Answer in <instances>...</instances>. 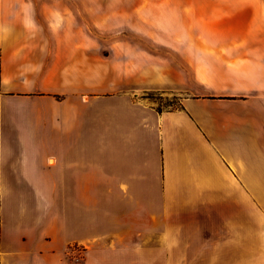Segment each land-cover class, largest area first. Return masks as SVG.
I'll return each instance as SVG.
<instances>
[{"label": "crops", "instance_id": "crops-1", "mask_svg": "<svg viewBox=\"0 0 264 264\" xmlns=\"http://www.w3.org/2000/svg\"><path fill=\"white\" fill-rule=\"evenodd\" d=\"M70 246L264 264V0H0V264Z\"/></svg>", "mask_w": 264, "mask_h": 264}, {"label": "rangeland", "instance_id": "rangeland-1", "mask_svg": "<svg viewBox=\"0 0 264 264\" xmlns=\"http://www.w3.org/2000/svg\"><path fill=\"white\" fill-rule=\"evenodd\" d=\"M149 102L153 103L158 110L173 108L177 106V100L175 97L164 93H148L145 96ZM84 249L70 246L64 255V259L69 264H81L84 258Z\"/></svg>", "mask_w": 264, "mask_h": 264}]
</instances>
